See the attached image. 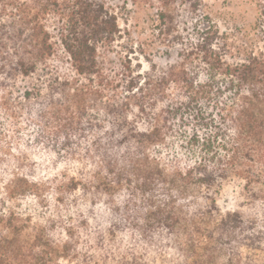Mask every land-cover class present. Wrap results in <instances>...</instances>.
Segmentation results:
<instances>
[{
  "label": "trees",
  "instance_id": "obj_1",
  "mask_svg": "<svg viewBox=\"0 0 264 264\" xmlns=\"http://www.w3.org/2000/svg\"><path fill=\"white\" fill-rule=\"evenodd\" d=\"M157 1L159 33L183 43L169 33L174 0ZM119 32L103 0H0V155L14 150L1 119L24 113L48 139L37 144L84 169L55 185L15 168L0 264H264V53L228 61L207 23L180 61L108 76L99 48ZM59 51L70 75L49 63ZM228 184L231 209L217 201ZM51 189L73 219L22 210L28 197L45 207Z\"/></svg>",
  "mask_w": 264,
  "mask_h": 264
},
{
  "label": "rangeland",
  "instance_id": "obj_2",
  "mask_svg": "<svg viewBox=\"0 0 264 264\" xmlns=\"http://www.w3.org/2000/svg\"><path fill=\"white\" fill-rule=\"evenodd\" d=\"M103 2L116 15L120 30L106 50L99 48L108 76H114L120 71L123 62L130 65L133 71L145 74L154 68H157L156 72H158L167 65L180 61L181 57L178 53L181 52L182 47L186 42L194 40L196 28H205L207 23L219 30L220 37L222 36L221 44L223 42L228 44L227 47L231 52L225 55L228 61H238L242 58L239 55L241 53H236L238 50L264 53V0H174L171 7L174 28L169 30V33H180L183 43H173L170 36L159 33L156 17L160 4L157 0H103ZM193 3L197 5L194 10L189 7ZM54 24V22L50 23L52 26ZM169 39L171 43H168ZM172 43L169 54L166 51L167 45ZM62 54L63 52H57L49 63L59 74L70 75L71 71L65 60L64 62L60 60ZM188 68L194 74L201 72L195 63L188 65ZM26 84H28L26 80L21 81L22 86ZM20 116L17 125L14 124L13 118L1 119L6 126L4 132L7 134V141L14 150L3 157L0 155L2 160L0 199L6 188L4 183L10 179L17 166H20L21 172L32 180L46 183L54 179L55 185L56 180L59 181L65 176L79 178L83 175L84 169H81L80 165L68 161L63 155L58 156L50 149H45L43 143L37 144V140L47 143L48 139L32 126V121L24 113ZM18 126L20 132L17 130ZM56 155L58 158L55 157ZM234 187L233 184L221 186L217 201L223 208L234 207L237 200ZM72 198L70 196V199ZM44 200L47 205L37 208L33 198H23L20 200L21 208L26 212L35 211L39 216L43 214L45 218L59 216L63 220L67 218L70 220L76 216L75 206L65 209L56 202V192L53 189L45 192ZM61 264L75 263L65 260Z\"/></svg>",
  "mask_w": 264,
  "mask_h": 264
}]
</instances>
